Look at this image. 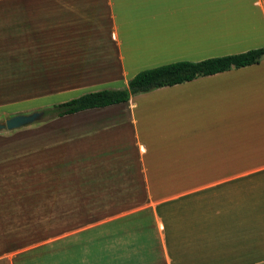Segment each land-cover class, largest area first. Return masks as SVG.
Wrapping results in <instances>:
<instances>
[{"label":"crops","instance_id":"0c3cea01","mask_svg":"<svg viewBox=\"0 0 264 264\" xmlns=\"http://www.w3.org/2000/svg\"><path fill=\"white\" fill-rule=\"evenodd\" d=\"M1 14L106 20L118 77L88 91L264 46V0H0ZM89 110L115 113L104 122L100 168L129 181L105 193L143 199L95 240L99 251L79 236L72 264H264V57L69 115Z\"/></svg>","mask_w":264,"mask_h":264},{"label":"rangeland","instance_id":"374dc122","mask_svg":"<svg viewBox=\"0 0 264 264\" xmlns=\"http://www.w3.org/2000/svg\"><path fill=\"white\" fill-rule=\"evenodd\" d=\"M77 22L1 14L0 122L118 77L109 23ZM112 115H43L0 130V264H72L81 241L91 238L90 251H99L95 240L130 219L127 213L143 197L107 195L129 181L110 180L104 176L109 170L100 168L108 154L102 147L104 122Z\"/></svg>","mask_w":264,"mask_h":264},{"label":"trees","instance_id":"16d2710c","mask_svg":"<svg viewBox=\"0 0 264 264\" xmlns=\"http://www.w3.org/2000/svg\"><path fill=\"white\" fill-rule=\"evenodd\" d=\"M264 57V46L243 52L208 57L197 61L178 60L136 72L123 88H104L84 92L55 102L42 109L47 119L62 117L89 108L126 102L130 96L157 87L173 85L199 76L214 74L230 68L258 63Z\"/></svg>","mask_w":264,"mask_h":264},{"label":"water","instance_id":"95a60500","mask_svg":"<svg viewBox=\"0 0 264 264\" xmlns=\"http://www.w3.org/2000/svg\"><path fill=\"white\" fill-rule=\"evenodd\" d=\"M43 116V111H32L30 113H18L5 119L4 122H0L1 129H17L41 119Z\"/></svg>","mask_w":264,"mask_h":264}]
</instances>
